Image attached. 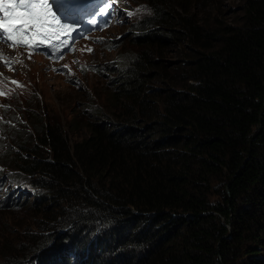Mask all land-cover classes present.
Returning <instances> with one entry per match:
<instances>
[{
    "label": "trees",
    "instance_id": "trees-1",
    "mask_svg": "<svg viewBox=\"0 0 264 264\" xmlns=\"http://www.w3.org/2000/svg\"><path fill=\"white\" fill-rule=\"evenodd\" d=\"M224 1L149 0L137 53L106 65L118 116L72 139L33 111L35 137L2 144L0 206L42 220L0 264H264V0Z\"/></svg>",
    "mask_w": 264,
    "mask_h": 264
},
{
    "label": "rangeland",
    "instance_id": "rangeland-1",
    "mask_svg": "<svg viewBox=\"0 0 264 264\" xmlns=\"http://www.w3.org/2000/svg\"><path fill=\"white\" fill-rule=\"evenodd\" d=\"M105 1L109 0L92 2V21L96 26L64 56L47 57L41 52L0 43V153L4 151L2 144H12L13 136L22 133V125L35 137L34 124L39 122L36 123L33 111L43 123L48 120L63 122L72 139L86 131L85 124L91 112L101 109L111 117L119 115L122 106L116 109L112 101L118 78L106 65H111L120 55H130L126 59L129 63L132 52L137 50L130 41L134 24L152 12L149 0H112V8L105 14L106 7L110 6L105 5ZM224 3L228 16H233L241 4L239 0H225ZM84 7V4L79 5V8ZM239 12L237 14H241ZM168 59L175 62L177 55L169 54ZM74 119L83 123L82 129L70 126ZM7 163L6 158L0 161V189L2 196L6 190L14 189L9 193L10 199L17 194L16 177L19 176ZM26 186L31 188L29 184ZM23 205L24 201H19L0 206V260L4 259L3 252L8 246L19 244L31 229L40 230L42 218L39 217L42 216Z\"/></svg>",
    "mask_w": 264,
    "mask_h": 264
},
{
    "label": "snow or ice",
    "instance_id": "snow-or-ice-1",
    "mask_svg": "<svg viewBox=\"0 0 264 264\" xmlns=\"http://www.w3.org/2000/svg\"><path fill=\"white\" fill-rule=\"evenodd\" d=\"M0 13H3V18H0V41L9 43L11 47L35 49L47 46L57 52L60 50L59 46L51 42L59 40L60 45L66 46L67 41L60 40V34L68 33L73 28L70 24L60 23L51 11L49 0H0ZM49 17L53 19L49 20ZM26 35L32 37V40L26 39ZM36 37L43 39L36 40ZM87 51L91 52L92 49ZM6 63L11 64L13 61Z\"/></svg>",
    "mask_w": 264,
    "mask_h": 264
},
{
    "label": "water",
    "instance_id": "water-1",
    "mask_svg": "<svg viewBox=\"0 0 264 264\" xmlns=\"http://www.w3.org/2000/svg\"><path fill=\"white\" fill-rule=\"evenodd\" d=\"M71 1H81V0H71ZM82 1H91V0H82Z\"/></svg>",
    "mask_w": 264,
    "mask_h": 264
}]
</instances>
